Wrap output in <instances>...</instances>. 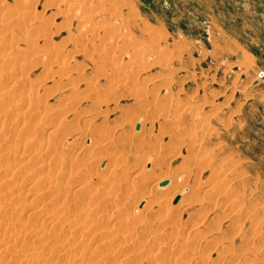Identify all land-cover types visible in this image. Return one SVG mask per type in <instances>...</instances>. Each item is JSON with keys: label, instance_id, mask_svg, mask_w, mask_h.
<instances>
[{"label": "rangeland", "instance_id": "obj_1", "mask_svg": "<svg viewBox=\"0 0 264 264\" xmlns=\"http://www.w3.org/2000/svg\"><path fill=\"white\" fill-rule=\"evenodd\" d=\"M101 1L103 2L101 4H105L106 2L107 4L111 5V7H109V5L106 4L107 9L105 10V15H104L105 17H103L104 19H106L104 23L105 25L111 24V21H113L114 19L113 13L116 14V17L122 19L124 23L116 25L113 32H115L116 34L126 32L135 39H137L138 43L141 44V42H143V45L145 42H149L150 40H152L153 42V37H154L155 38L154 40L160 43L158 44L155 41L156 44L158 45H153L150 48H153L151 49L152 52L156 53L157 55L159 54L162 57L157 62L156 61L147 62L146 63L147 67L144 64L143 65L145 67L144 70L140 72L141 74L138 73L139 74V75L137 74L138 76L136 75L138 81L136 78H131L129 80V84L131 83L132 85V82L135 83L137 82L136 84L140 83L143 86L145 85V87L148 90V92L146 93V98L148 99L147 104L141 105L136 100H134V98L128 96L129 91H132L133 87H131L132 89L130 88L125 89V92L127 91V93H124L123 89H119V87L113 88V86L116 85L115 82H117L116 81L117 79L114 78L115 80L114 81L112 79L113 77L112 78L110 77V79L106 78L107 79L106 80L105 78H103V76L99 75L102 73V71H100L101 72L100 73L99 71H96L95 68L94 69L92 68L93 64L90 61L91 58L89 59V57H91L93 54L90 55L89 54L85 55L83 53H81L82 55L80 54V56L83 58L82 59L83 64L81 63H79L80 65L78 64L81 67V69L80 68L79 69L81 70L80 72L82 74L86 75V76L84 75V79H88L89 81L91 80V82L93 83L90 84L91 82L88 83V81L86 80V83L88 85L90 84L89 86L91 89L95 85L94 87L95 90H100V91L102 90L103 92L104 89L106 90V87L107 89H109L108 88V86L110 85L109 81L111 83H114L113 86L111 87V89L113 88V92L109 95H104L103 98L105 100V101L103 100L104 103L102 101L97 102V100L100 101L102 99L101 97L102 94H100L101 98L99 97V94L95 95L97 98H95L94 95H93L94 97L91 95L92 96L91 101L95 99L94 101L96 102L97 107H93V106L91 107L89 104L90 101H86V99H84V102L83 103L80 102V104L74 109L75 112L78 110L80 111V112H76L77 115H79L78 122L80 121V125L89 123L87 122L89 120V117L95 115L96 114L95 111H97V109L99 108L103 113L109 116L108 119L110 121L112 119L113 122L116 123V125L113 122H110L109 124L110 126L115 125L116 129L113 128L114 129L113 131L115 132L116 135L119 134L120 132L119 130L122 128H124L126 131H128L130 128L128 132H131V134H133L132 133L133 127H134L133 132L134 131L137 132L139 126H142L144 124L143 126L145 128L144 132L146 131L147 134L145 133V135L143 134V136L141 135V137L145 136L144 138L150 139L149 145L145 144L142 146L138 144V138H134V139L132 138V140L130 139L131 141L128 140L125 142H121L117 140L115 143V145L118 144L116 146L117 148L114 147L115 145L113 146L114 148L113 147L111 148L109 146H108L109 148L104 147L103 155L104 154L106 155L104 156L105 158L102 157L103 159L101 163L100 162L96 163V161H94L91 164L89 163V159L88 161L84 159L85 163L88 162L87 166L89 167L87 169H90V165H91L92 166L91 168H94L96 170L97 169L103 170L104 173L106 171L105 174L106 176H104V173L102 174V176L107 177V173H108L107 172L108 170L106 168L107 166H104L103 163H106L108 160L107 165L111 164V159L112 162H115L119 160L118 159L119 155L122 154L123 156L124 153H126L124 155L125 158L123 157L124 160L121 158L119 161L120 163L122 162L121 160H123L122 164L127 163L126 165L124 164V167L125 166L127 167L126 169L127 175L123 174L125 176V179L124 177L122 178V181L124 180L123 185L121 181L120 186H118L120 189L118 187L114 188L117 189L118 192L115 193L116 192L115 190V192L110 195L111 197L109 196L108 198L105 199L106 204L108 202L110 203V204L108 203L107 205L105 204L106 205L105 212L108 213L110 211L111 214L113 213L114 215L112 216L114 218L113 221H116L117 219L120 220L119 222L121 226L118 224H115L114 226L113 221H111L112 223L111 222L107 224L105 223L106 225L109 224L108 226H106L105 224H103L104 222L102 221L103 219L102 220L100 219L102 221L101 222L100 220L97 219L96 215L95 216L91 215L90 217L91 219L95 217L93 219L97 220L96 224L99 225L98 223H100V226L103 227L106 226L105 229H113V228L115 229V227H118L120 229L124 228L122 230L123 232L125 229L130 228L131 227L130 225L133 222L135 223H133L132 227L134 228L136 226L137 229L134 228L135 230L134 231L132 230V232L131 229L130 230L127 229L128 231L125 230L126 232L125 231L123 232L125 234L121 232H117L118 230L121 231L118 228H116L118 229L116 231L117 233L113 229L112 232L114 231L115 233L114 235L117 236V240L112 244L113 246L110 245L111 248L108 247L107 250L109 251L110 249L112 252L116 250L117 253L115 254L116 251L113 253L109 251L110 252L109 253L106 249L105 250L103 249L102 253L105 254L107 253L106 255L104 254L105 257H108L110 254H112L111 255L112 260L110 259L111 264L116 261L117 262L114 264L120 263L121 261H122L121 264H127V262L125 263L123 260L131 256L134 258L137 257L139 260L137 259L138 261L136 260V262H134L135 260L133 259L132 260L133 263L130 260V263L128 262L129 264H134V263L138 264L137 262H140L142 259L144 260L141 261L139 264H150L151 262H149L150 261L149 258L151 254L156 258L159 255L160 256L163 255L161 256V258L160 256L158 258V259H162L163 261L161 260L159 261L158 259H156V263L152 262V264H158L159 262H165L166 260L168 261L172 260L173 262L177 261L176 264L178 263L179 264H200V263L217 264V261L218 264H236L237 262H238L237 264H239V262L240 264H246V261L248 264L250 262H251L250 264H253L254 262L255 264H260V263L264 264V78L261 79L258 76V72L264 70V0H101ZM86 2L87 4L88 3L91 4V6H88V10L94 8L96 9L97 6L96 4L98 3V0H88V1L86 0ZM43 3L44 2L42 1V4ZM40 6L37 5L36 6L37 9H39ZM54 17L49 18L51 20V21L49 20V22L55 21L57 23L59 21V17L57 16ZM104 19L101 18V20ZM97 23L98 21H96V24ZM62 24L63 25L66 24V26L63 27ZM72 26L75 30V26L74 25ZM59 27H61L60 31L61 30L68 31L70 29L68 27V22H66V20H64V22L61 23ZM108 33L112 34V31ZM60 34L61 36L56 39L57 41L61 37L63 38L65 36L64 32H61ZM150 37L152 38L150 39ZM104 41L109 42V39L106 34L104 37ZM102 46L101 48L104 49L105 45ZM114 47H113L114 51L113 49H109V50L106 49L105 53L108 52L109 54L108 53L107 54L111 56L112 52L113 55L116 52H119L120 55L118 54L119 55L117 57L118 60H120V57H122L121 58L122 61L125 60L126 52L130 54L137 53L136 50L131 51L129 47L126 48H124L123 46L122 48L118 47L117 43L114 45ZM100 52H104V51H100ZM84 64L87 65L88 67L84 66ZM28 71L30 76H28ZM45 75H47V71L44 69L41 70L40 68L32 69V70L28 69L26 73V77L28 76V79L30 78L31 81L36 84L38 82L40 84L41 82L44 83L42 78ZM134 76L132 75V77ZM39 77L41 79V82ZM145 77L148 78V81ZM33 79H35V81H33ZM132 79L136 81L134 80L132 81ZM156 79H158L161 83L160 85H158V87L153 86L154 81ZM111 80H113V82ZM143 80L144 83H142ZM82 82H83L82 80L80 81L78 80V82L76 83L81 84ZM39 83L37 85L35 84L36 85L35 87H37ZM89 86L87 87V89L89 88ZM152 87H156V90H153ZM84 89H86L85 86ZM83 91L85 94L81 95ZM89 91L91 90H88V92L86 90H81L80 93L81 92L82 93L81 94L79 93V95L85 97L84 95H86V93L91 94ZM150 91H153V93ZM114 92H116L117 94H114ZM107 98L111 102H108ZM59 99L60 97H57L55 100L53 99L49 100V104H51L52 102L51 107L53 108L51 109V107L49 106L50 108L48 113L45 114L41 113L42 115H44V116H40L41 118L43 117L42 120L44 122H41L40 119V123H37L38 126L41 127L39 132L40 134H42L39 135L38 133V136H40V138L44 137L43 140H45V138L51 139V135L49 133L50 128L53 125H55V123L59 122L60 117L62 116V115L58 116L60 112L67 109V107L69 108V106H67V102H69L68 100H65L66 102L64 103V100L59 101ZM57 103H59L58 105H62L63 107L58 106ZM114 106L116 107V109ZM50 109L51 111L53 110L52 113L50 112ZM58 110L61 111L59 112ZM172 115H174L173 122L168 125L163 124V126L161 127L160 122L167 117L173 118ZM131 123L133 126L131 125ZM93 127L94 125L93 124L90 125L89 123L88 129L92 130ZM135 127H137V129ZM70 128L66 130L65 133L66 134L65 136L66 137L69 136V137L67 138L64 137V139L61 138L59 140V142L62 141L60 142V144L58 142V144L61 145L59 146L58 149L61 148V151L63 150V152L61 153H64L63 160L65 159V161H67L68 159H70L67 162H71L70 166L67 165L69 163L64 162L62 171H65L67 168V171L69 172V170L70 171L73 170V167L71 166H74V164L78 163L79 168L78 170L76 168L75 169L77 171H79L80 169V171L83 172V176H81L82 178L81 177L80 178L77 177V178H79L80 181L81 179H83L81 182L85 183L84 187L85 188L87 187L86 192L90 188L95 190L94 193L92 192L90 193L88 191L90 196L89 194L87 195L89 196V198L93 200L92 201L91 199H89L91 200V202H88L89 201L88 200L87 201L88 204H92V202L103 203L104 201H101V199L100 201H98L96 195L99 196V194L98 193L95 194V192H99L97 191L98 187L99 190H102V188L106 187V185L108 186L110 183L107 182L106 184L104 183L106 182V179L104 181L101 180L99 177L96 178V176H94L92 179L94 183L93 186L91 185L92 182H89L87 179L86 181H84L83 169L84 167L86 168L87 166H84V162H78V161L79 159L83 160L82 156L85 155H87L86 156L87 159L89 157L88 155L89 153L87 154V152L89 151L91 154L92 151H90L91 149L90 147L89 149H87L89 146V145L87 146V143L85 145L87 148L81 144H79L80 145L79 146L76 143L78 141L77 138L83 136L81 134L82 131L80 132V130H78L76 125ZM84 131H86V125H84ZM162 131L164 133H162ZM176 138L177 139L182 138L184 140V142L180 144L181 147L179 145L180 148L176 146V144L178 143V142L176 143L177 141ZM191 138H193V141ZM66 141L67 142L69 141V143H67ZM196 144L198 146L199 145L201 146L199 151L195 149ZM190 145H192L191 147L192 150L194 151L191 150ZM66 147L69 149L67 150ZM70 147H72L73 150H70L72 149ZM176 147H178L179 149L176 150ZM187 147H189L188 151H187ZM201 149L203 150L202 152H200ZM204 149L206 150V152ZM111 150L113 151L111 152ZM84 151L86 152L84 153ZM195 151L196 154H194ZM68 153L69 154L72 153L71 154L72 156L70 158L69 157L67 158L66 156L68 155ZM48 154L50 156L51 153L48 152ZM200 154H203V156L202 155L200 156ZM195 155L196 158L199 159L203 157L205 158L207 157L205 163H207L208 165L203 167L204 165L203 162H200V164L198 165L196 161H193V163L189 164L190 166L188 165L186 171L180 169L181 168L180 162L183 163L182 162L183 160L190 158L192 160L195 158ZM44 157L45 155H41L40 159ZM9 158L10 159L14 158V160H16L15 163H17L18 165H20L21 162L22 164L26 162L25 160H23L24 157L9 156ZM74 158L77 160H75ZM72 161H73V165H71ZM66 165L69 167H66ZM70 167L72 169H69ZM45 171H48V169L44 170L43 172ZM163 174H167V175L164 176ZM216 175H218L219 178H222L224 175H226L224 179L225 183H223L224 181L219 182L218 180H216L215 179ZM22 176H23V169H20L18 170V173L14 175V180H17ZM161 177L167 179L165 185H161V184L158 185L157 179L159 180ZM230 178H232L233 181ZM63 179H67V178H63ZM98 179L99 181H97ZM178 179L181 182H183L182 188L178 192L179 194L177 193L176 189H173ZM229 180L232 182H230ZM101 181L102 183H100ZM29 182H31L30 178L27 179L23 184L17 185V187H15V189L22 191V194L19 196V198L16 197L14 201H18L19 199H21L23 203L19 205L16 210L11 209L12 211L14 210V212H6V214L9 215L11 213L12 214L14 213V215H18L19 217L24 218L27 216V214H31L32 211L35 210L34 208L36 205L42 203V200L45 198L44 195L39 197L36 201L32 202L33 204L31 203L30 205L23 206L25 200H30L31 198L34 197L33 194L35 190H32L31 192L30 190L27 191V187L30 184ZM64 182H66V180L62 181L61 184L62 189H64V187L66 186ZM88 182L91 185L89 186V188H88ZM126 183L127 185H125ZM172 183L174 185V187L172 185L173 188L171 187ZM212 184H214V187L213 189L210 190L209 187ZM217 184L218 186H216ZM219 184H221L223 187L221 185L219 186ZM68 185L71 186V188H74L76 183L74 182L72 183V181L70 180L68 182ZM95 186L97 187L94 189ZM123 186H126L127 188ZM135 188L137 189V191H135L136 190ZM164 188H166V190H164ZM132 189L135 190L132 192ZM158 189L160 192H158ZM162 189L163 191H161ZM170 190L172 191L175 190V191L171 192ZM166 192L167 193L171 192L170 194L172 195L174 194V197L170 199V204L172 205V210L174 214V215L172 214V216H174L175 219L177 218L178 219L175 220L173 219L174 217L172 218L171 216L172 218L171 220L172 221L174 220V222L176 221L175 223L177 224V229H178L177 233L182 237L186 238L187 235L190 233L191 225L196 224L195 226L200 229V236L198 237L201 238V236L203 237L204 235L206 236V238L205 237L203 238L204 241H202L203 240L202 238L198 239L197 237L198 241L200 242V243L198 242V244H200L201 247H199L200 249L196 251L200 255L204 253V255L200 257V259L202 257L205 259V257L208 256L207 259L209 258L210 260L205 259V261L202 263V261L198 259H194V257L190 256V254H185V253H182L184 255L179 259L178 256L180 253L178 254L177 250L181 248L180 245L181 243L178 244L179 246L175 245L177 248L180 247L176 251H175L176 247L172 244V247L169 248L172 250V253H170L167 250V248L165 249L166 250L165 252L164 246L161 245L162 250L165 253L161 252L164 254L159 253V255H157L158 254L157 253L156 256L154 254V252H157L156 249L154 250L151 249L150 250L151 252L149 251L148 253L146 252L148 256L146 254L144 256L145 251L142 250L143 251L142 252L139 245L136 244V240L137 243L140 242L138 240H141V242L143 241L147 242L145 241L146 239L144 240V238H147V240H149L150 237L152 238V234L150 232H152L153 230L155 233L159 231V229L157 230V228L154 226L157 223L156 218L158 217V214L154 212V210L157 209V206H155L157 205V203H153L151 204L152 206L150 205L148 207L147 205L151 200L150 196H153L155 194L156 196H158L156 200L162 199V197H164L165 195L169 198L170 196L167 195ZM79 193H81L82 195V192L76 191V194ZM162 193H164V196L162 195ZM113 194L115 195V197ZM177 194L178 196H176ZM93 195H95L96 198ZM159 195L160 196L162 195V197H159ZM92 197L95 198L96 201ZM180 197L185 199H190L194 201V203L202 205L203 209L200 212L195 211L193 209L184 211L185 208L184 206L186 201L185 200L178 201V198ZM230 197L234 199L237 198L238 200L236 202H233V199L232 200L229 199ZM114 201L116 204L114 203ZM116 201L121 202L120 203L121 205L119 204L120 207L117 205ZM112 202L115 204V206L114 204H111ZM56 205L57 204H54V206ZM81 205L84 206V202L81 203ZM116 207H119L118 208L119 210L118 209L115 210ZM76 208L82 210V208H79L78 204L77 206L71 205V207L69 208L70 209L69 212L71 214V211L73 210L72 216L76 215V213H79V212H75L78 211V209ZM257 212L259 213L257 214ZM37 213L41 215L40 212ZM34 215L38 217L36 214ZM120 215L122 216L119 217ZM124 215H128V216H125L124 218ZM122 217L125 220L126 218H128L126 221H128L130 224L126 222ZM139 217L145 219L147 217L148 219H146L145 221H149L150 219V223L147 222L150 224V226H152L151 231L149 230L150 231L148 234L149 238L146 237L147 235L145 236V234H143L142 232L139 233L140 230L139 223L141 222V221L139 222L140 220ZM257 218L259 220H257ZM151 221L153 222V224ZM41 222H43L42 225L44 227L50 225L49 219H41L38 223ZM121 222H123L125 225L122 224ZM136 222L138 223L136 224ZM127 223L129 226L128 225L126 226ZM251 228L253 229V232L251 231ZM255 229H257V231L259 230L260 233L257 232ZM155 230H157V232ZM201 231H202V235H201ZM63 232H64L63 234L66 235L67 230L66 231L64 230ZM93 233L95 232L89 230L85 231V229L82 226L76 229L77 235L72 237L70 242H72V246L75 247L76 252L82 253V257L76 259V261L73 264H76L77 262L81 261L83 258L86 259V257H90L92 259L91 261L94 260V263L98 259H100V257L94 258L97 256L92 255L94 254V252L99 253V250H97L96 252L95 249H93V245L97 240V237L91 238V236L93 237ZM126 233L131 234L134 237L126 236L127 235ZM135 233L136 235H134ZM250 233L251 234L258 233V234L253 236ZM34 235L35 233H28L26 235V239L28 241L32 240L34 238ZM78 235H84V239L82 240V242L79 241L80 237ZM141 235L145 237L143 238ZM243 235L245 236L247 235L246 236L247 239H251V237H253V239H251V241L250 240L246 241L245 239L246 237ZM250 235L251 237L248 238V236ZM67 236L68 235H66V237ZM125 236L126 238H128V240L125 238ZM137 236L138 239H136ZM212 237H213V241L210 242L212 243V245L207 242H206L207 244H204L205 239L207 240V238H212ZM73 238L76 239V240L74 239L76 241L75 243L74 240L72 241ZM123 238H125L127 241L125 240L124 242ZM216 240H218L217 244L215 242ZM219 240H221L222 243ZM251 242L253 243V245H255V247H253ZM73 243L74 244L77 243V245H73ZM132 244L135 248L137 246L139 250L138 249H137L138 251L135 250ZM116 245H119L117 246L118 248H115ZM207 245H209V249L207 248L208 247ZM168 246H171V244H169ZM202 248L205 251H203ZM227 248L229 251H225L227 250ZM231 248L232 250H230ZM132 249L135 251H133ZM45 250L47 251V254L50 253L48 252V249H44V251ZM173 250L175 253L177 252L176 260H175V256H173L176 255L173 252ZM140 251L143 253V255H140L142 254L140 253ZM13 252L16 251L12 249L3 256L2 264H13V262H15L19 258L17 252L14 255H12ZM134 252L135 253L137 252L136 255L137 254L140 255L142 256V258H139L140 256L135 257ZM180 252H182V250ZM102 253H99L101 257L103 256L101 255ZM166 253H169V255ZM205 253H207V255H205ZM224 253H226V255H224ZM113 254L115 257L113 256ZM165 254L167 256V257L165 256V258H168L169 256L170 258L166 260L165 258H162L164 257ZM56 256L57 255H52V259L55 261L58 260L60 262L63 260L62 262H64V259L62 258L55 259ZM122 256L124 257V259H122ZM8 257L12 261H8ZM119 257L121 258V260ZM171 257L173 259H171ZM177 258L178 260H180L179 262ZM249 258L250 260H248ZM146 259L148 260V262ZM254 259L256 261H254ZM157 261L159 262L157 263ZM171 262H169L168 264H170ZM48 263L49 261L46 262V264ZM171 264H175V263H171Z\"/></svg>", "mask_w": 264, "mask_h": 264}, {"label": "bare ground", "instance_id": "obj_2", "mask_svg": "<svg viewBox=\"0 0 264 264\" xmlns=\"http://www.w3.org/2000/svg\"><path fill=\"white\" fill-rule=\"evenodd\" d=\"M42 1L44 2L43 4H42ZM95 2H97V1H95ZM101 3H103V2L101 0H98V3L97 4L95 3L97 5L96 9L94 8V9L88 10V6H91V4L90 3L87 4L86 0H0V264H2V262H3V256L8 251H10L12 249H14V251H16L17 254L19 255V258L15 262H13V264H46V262H48V261H49L48 264H73L76 261V259L82 257V253L76 252L75 247L72 246V242H70V241H71L72 237L77 235L76 229L81 227V226L85 229V231L89 230V231L95 232V233H93V237L91 236V238L97 237V240H96L95 244L93 245V249H95L96 252H97V250H99V253H102L103 249L107 250V248L110 247V245H112L117 240V236L114 235L115 234L114 231L116 232L120 228H118V227H115V229L113 228L114 229L113 232H112L113 229H105L106 226L109 225V224L108 225H106V224L110 223L111 221L114 220V218L112 217V216H114L113 213L111 214L110 211L108 213L105 212V210H106L105 206L109 203L108 202L106 204L105 199L108 198L112 193H114L115 190H116L115 193L118 192L117 189H114V188L120 186V182L122 181V178L124 177V179H125L124 175L125 174L127 175V170H126L127 167L126 166L124 167L125 163L122 164V162L125 158L124 155L126 153H124L123 156H122V154L119 155V158L117 157L119 160H117L115 162H112V159H111V164H108L109 166L107 165L108 160L106 163H103L104 166H107L106 167L108 170L107 171L108 172L107 177H104V176H106L105 175L106 171L104 173L103 170H99V169L96 170L94 168H91L92 167L91 165H90V169H87L89 166H87L88 162L85 163V160L88 161V159H89V163H91V164L94 161H96V163H98V162L101 163L102 159L105 158L104 156L106 155V154L103 155L104 147L105 148H109V147L112 148L115 145L117 140L121 141V142H125L128 140L131 141L132 138L133 139L138 138V144L140 146H142L145 144L149 145L150 139L144 138L145 136L141 137V135L143 136V134L145 135V133H146V131L144 132V129H145L143 127L144 124L142 126H139V129H137V127H135L137 129V132H135V131L133 132L134 127H133V129L131 128L133 134H131V132H128L130 130V128L128 131H126L124 128H122L119 130L120 131L119 134L116 135L115 132L113 131L114 130L113 128H115L116 123H114L112 119L110 121L108 119L109 116L107 114L103 113L99 108L97 109V111H95L96 114L93 115L92 117H89V120L87 121L90 123V125L91 124L94 125L93 129L90 130V129H88L89 123L80 125V121L78 122V119H79L78 116L79 115H77V113H76V112H80V111L78 110L75 112L74 109L80 104V102L83 103L84 99H86V101H90L89 104L91 107L92 106L97 107L96 102L94 101L95 99L93 101H91L92 96L99 94V97H100V94H102V96H101L102 99L100 101L97 100V102H101V101L103 102L104 95L111 94L113 92L114 87L115 88L119 87V89H123L124 93H127V91L125 92V89H128V88L132 89L131 87H133V90L129 91L128 96L134 98V100H136L141 105L147 104L148 99L146 98V93L148 92V90L145 87V85L143 86L140 83L136 84L137 82L136 83L132 82V85H131V83L129 84V80L131 78H136V75L144 70V68H145L143 66L144 64L146 66L147 65L146 63L149 61L150 62H153V61L157 62L162 57L159 54L157 55L156 53L152 52L151 49H153V48H150L153 45H158L160 43V42L154 40L155 39L154 37H153V42H152V40H150V41L148 40L149 42L144 41L145 43L143 45V42H141V44L138 43L137 39H135L134 37H132L130 34H128L126 32L119 33V34H116L115 32H113L116 25L124 23V21L122 19L116 17V14L113 13L114 19H113V21H111V24L105 25L104 23H105L106 19H104L103 17H105L104 15H105V10L107 9L106 8L107 3L106 2H105V4H101ZM37 5H39V6L41 5L39 9H37V7H36ZM107 5H109V4H107ZM109 7H111V5H109ZM54 16L59 17V21L57 23L55 21L49 22V20H50L49 18H51V17L53 18ZM101 18L104 20H101ZM64 20H66V22H68V27L70 28L68 31H63V30L60 31L62 26L63 27L66 26V24H64V25L62 24V26L59 27L61 25V23L64 22ZM96 21H98V23L99 22L102 23L103 21L104 22L102 24H100V23L96 24ZM72 25L75 26V30H74ZM68 27H67V29H68ZM110 31H112V34L110 33L111 35L108 33ZM61 32H64L65 36L63 38L61 37L57 41L56 39L61 36V34H60ZM105 34L107 35L109 42L104 41ZM151 38L152 37H150V39ZM155 41L158 44H156ZM114 43L115 44L117 43L118 47H121V48L123 46L124 48L129 47L131 49V51L136 50L137 53L136 54H130V53L124 52L126 59L122 61L121 60L122 57H120V60H121L120 61L117 59V57L120 55L119 52H116L117 54L115 53L114 55L112 52L111 56L108 55L109 54L108 52H107L108 54L105 53L106 49H108V50L113 49V47L115 45ZM101 44L105 45V48H104L105 50L103 48H101V46H102ZM102 47H104V46H102ZM156 48H157V46H156ZM100 51H104V52H100ZM113 51H114V49H113ZM81 53H83L85 55L93 54L91 57H89V59L91 58L90 61L93 64L92 68L93 69L95 68L96 71H99V72L102 71V73L100 72L101 74H99V75L103 76V78H105V79L106 78L110 79V77L111 78L113 77L112 79L114 80V78H116L117 79L116 80L117 82H115L116 85L113 86L114 83H111L109 81V83H110V85L108 86L109 89H107V87H106V90L104 89L105 92L104 91L102 92V90L101 91L95 90V88H94L95 85H94V87L91 86L93 89L92 90L89 85L93 84V83L91 82V80L89 81L88 79H84L85 74H82L80 72L81 67L79 66L80 65L79 63L83 64V60H82L83 58L80 56ZM121 53H122V50H121ZM84 66H87V65L84 64ZM37 68H40L41 70L42 69L46 70L48 76L45 75L42 78L44 83L41 82V79L39 77L41 84L38 82L39 85L37 87H35L38 83L36 84V83L32 82L30 78L28 79V76H30L29 71H28L27 77H26V73H27L28 69L32 70V69H37ZM23 74H25V75H23ZM134 74H135V76H134ZM132 75L134 77H132ZM85 78H87V77H85ZM96 78H98V77H96ZM96 78H95V80H96ZM145 78L148 81V78L147 77H145ZM78 80L79 81L82 80L83 82L81 84H78V83H76V82H78ZM86 80L88 81V83L89 82H91V83L88 85L86 83ZM113 80H111V81L113 82ZM133 80L134 79H132V81ZM144 80H143V82L142 81L141 82L144 83ZM33 81H35V79H33ZM134 81H136V80H134ZM137 81H138V79H137ZM160 84H161L160 81L158 79H156L154 81L153 86L158 87V85H160ZM87 85L89 86L90 89L89 88L87 89V87H88ZM84 86L86 89H84ZM112 86H113V88L111 89ZM156 87H152V89L156 90ZM81 90H86L87 92H88V90H91L92 92L89 91L91 94L86 93L87 96L84 95L85 97H83L81 95H83L85 93L83 91V93L81 92L82 93L81 94L80 93ZM115 91H116V89H115ZM150 92L153 93V91H150ZM79 93L81 95H79ZM114 94H117V93L114 92ZM89 95L90 96L92 95V96L90 97ZM88 96L90 99L88 98ZM57 97H60L59 101L64 100V103L66 102L65 100H68L69 102H67V106H69V108L68 107H67V109L64 108L65 110L64 111L60 110L61 112L58 110L60 112V114L58 116H61V115L62 116L60 117L59 122L55 123V125H53L50 128L49 133L51 135V139L45 138V140H43L44 137L40 138V136H38V133H39V135H42V134H40V132H39L41 127L38 126L37 123H40V119H41V122H44L42 120L43 117L41 118L40 116H44V115H42L43 113L44 114L48 113L49 108L51 107V104H52V102H51V104H49V100H52V99L55 100ZM107 97H109V96H107ZM95 98H97V97L95 96ZM116 99H118V98H116ZM107 100H108V102H111V101H109L108 98H107ZM58 104L59 103H57V105ZM134 104H135V101H134ZM63 105H65V104H63ZM58 106H62V105H58ZM57 107H54V108H57ZM52 108L53 107H51V109ZM106 108H109V107H106ZM51 109H50V112L52 113L53 110L51 111ZM115 109H116V107H115ZM21 110H23V111H21ZM91 110H94V109H91ZM51 113H49V114H51ZM49 114H48V116H49ZM53 114H52V116H53ZM57 114H58V112H57ZM172 116H173V118L167 117L164 120H162L160 122L161 127L163 126V124L168 125V124L172 123L174 120V115H172ZM110 122H113L115 125L110 126L109 125ZM84 123H86V122H84ZM75 125L77 126L78 130H80V132L82 131L81 134L83 135V136L79 135L81 137L77 138L78 141L76 140L77 141L76 143L78 145L81 144L83 146H85L87 143V146L88 145L89 146H88V148L86 146L85 147L87 149H89V147L92 149V150L90 149V151H92L91 154L87 150L88 151L87 154L89 153L88 154L89 157L87 159H86L87 155L82 156L83 160L78 158L79 159L78 162H84V166H87L86 168L84 167V169H83L84 170V181H86V179H87L89 182H92L91 185L93 186L94 183H93L92 179L94 176H96V178L99 177L101 180H104V181L106 179V182H104V183H106V184H107V182L110 183L108 186L105 184L106 187L102 188V190H99V187H98L97 191H99V192L101 191L100 193L95 192V194L96 193L99 194V196L96 195L98 201H100V199H101V201H104L103 202L104 204L100 203V202H95V203L92 202V204H88V202H91V200H92L91 198H89V196H90L89 192L94 193L95 190L90 188L86 192L87 187L85 188L84 187L85 183L81 182L83 179H81V181L79 179L81 176H83V172L80 171V169H79V171H77L79 168L78 163H76L78 165V167L76 164H74V166L76 165L75 167L71 166V167H73V170H71V171L69 170V172H68L67 168H66V170L64 169L65 171H62L64 162L69 163V164H67L69 166H70L71 162H67L70 159H68L67 161H65V159L63 160L64 153H61V152H63V150L61 151V148L58 149L59 146H61V145H59L60 142H62V141L59 142V140L61 138L64 139V137L65 138L69 137V136H67V137L65 136L66 130H68L70 127H74ZM84 125H86V131H84ZM131 125H132V123H131ZM162 133H164V132L162 131ZM75 134H76V132H75ZM67 135H68V132H67ZM188 139H190V138H188ZM191 139L193 141V138H191ZM176 140H177L176 143L178 142L176 144V146H178V147L182 142H184V140L182 138H178V139L176 138ZM194 140H195V138H194ZM58 142H59V144H58ZM66 142H64V143H66ZM67 143H69V141ZM117 145H115L114 147H116ZM194 145H195V143H194ZM191 146L192 145H190V147ZM178 147H176V150H178L181 147V145L179 148ZM70 148H72V147H70ZM116 148H115V150H116ZM200 148H201V146L200 145L198 146L196 144L195 149H197L199 151ZM63 149H64V147H63ZM66 149L68 150L69 148L66 147ZM188 149H189V147H187V151H188ZM70 150H73V148ZM191 150H192V147H191ZM112 151L113 150H111V152ZM192 151H194V150H192ZM202 151L203 150L201 149L200 152H202ZM48 152L51 153L50 156H49ZM85 152L86 151H84V153ZM205 152H206V150H205ZM65 154H67V153H65ZM71 154L68 153V155H70V156L66 155L67 158L68 157L70 158L72 156ZM190 154H189V156H190ZM194 154H196V151ZM41 155H45V157L40 159ZM201 155L203 156V154H200V156ZM9 156L24 157L23 160H25L26 162L23 164L21 162V164L18 165L17 163H15L16 160H14V158L10 159ZM121 158L123 160H121L122 162L119 163ZM126 158H127V156H126ZM206 158L203 157V158L199 159V158H196V155H195V158L192 160H191V158L183 160L182 161L183 163L180 162V164H181L180 169L186 171L188 168V165L193 163V161H196V163L198 165L200 164V162H203L204 163L203 167H205L206 165H208L207 163H205ZM75 160H77V159H75ZM73 161H72L71 165H73ZM124 162H126V161H124ZM80 164H82V163H80ZM67 165H66V167H69ZM71 167L69 169H72ZM82 167H83V165H82ZM82 167H80V168H82ZM20 169H23V176L21 178H18L17 180H14V175L17 174L18 170H20ZM46 169H48V171L43 172ZM74 169L76 170V172ZM123 171H124V173H123ZM103 173H104V176H102ZM163 175L165 176L167 174H163ZM160 176H161V174H160ZM160 176H158V177H160ZM77 177H79V178H77ZM162 177L159 180L156 178L158 181V185H160L162 182L167 180L166 178H162ZM216 177H215L216 180H218L219 182H221V181L223 182L226 175H224L222 178H219L218 175H216ZM29 178L31 179V182H29L30 184L27 187V191L30 190V192H31L32 190H35L34 194H33L34 197L31 198L30 200H25L23 206L30 205L32 202L36 201L39 197L44 195L45 198L42 200V203L36 205L34 208L35 210H33L31 214H27V216L24 218H21L18 215H14V213L13 214L11 213L9 215L6 214V212H14V210L12 211L11 209L16 210L17 207L23 203V201L21 199H19L18 201H14V199L16 197L19 198V196L22 194V191L15 189V187H17V185L23 184ZM63 178H67V179H63ZM230 179H232V178H230ZM63 180H66V182H64V184H66V186L64 185L65 186L64 189L61 188V184H62ZM70 180L72 181V183L73 182L76 183L74 188H71V186L68 185V182ZM97 181H99V179ZM123 181H122V185H123ZM232 181H233V179H232ZM232 181H230V182H232ZM89 182H88V188H89V186H91L89 184ZM100 183H102V181ZM223 183H225V181ZM86 185H87V183H86ZM125 185H127V183ZM172 185H173V183L171 184V187H172ZM182 185H183V182H181L178 179L175 183L176 188L174 187V185H173L174 188L173 187L172 188L176 189V191L178 193L181 190ZM220 185L221 184H219V186ZM103 186H100V187H103ZM216 186H218V184ZM96 187L97 186H95L94 189ZM123 187H126V186H123ZM130 187H131V185H130ZM213 187H214V184H212L209 187L210 190L213 189ZM220 189H222V188H220ZM134 190L132 189V192ZM164 190H166V188H164ZM76 191L82 192V195H81V193L76 194ZM135 191H137V189ZM161 191H163V189ZM170 191L174 192L175 190L174 191L170 190ZM119 192H121V191H119ZM158 192H160L159 189H158ZM170 193H167V195L170 196L169 198L166 195H165L166 196V198H165L164 193H162V195L164 197H162V195L161 196L159 195V197H162V199H158V200H156V198H158V196H156L157 192L155 195L150 196L151 200L148 203L147 207L153 203H157V205H155V206H157V209L154 210V212L156 214H158V217L157 218L155 217L157 220V223L154 226L157 228V230L159 229V231L161 229V231L157 232V230H155L157 232V233H155L153 230L152 232H150L151 227H152L149 224L150 219H149V221H145L146 219H148L147 217H146V219L139 217V219H140L139 222L141 221L139 223V229H140L139 233L142 232L143 234H145V236L147 235L146 237H148V234L150 232L152 234V238L150 237V239L147 240V238H144L145 236L141 235L144 238V240L146 239L145 241H147V242H144V241L141 242V240H138L140 242L137 243V240H136V239H138V236H137V238L135 239L136 244L139 245V247L141 248V251L142 250L145 251L144 256H145L146 252L147 253H148V251L151 252L150 251L151 249H153V250L156 249L157 252H154V254L156 256L157 253H158L157 255H159V253L164 254L166 252V250H165L166 248L170 253H172V250L169 249L172 247V244L175 246V245H178L181 243L180 244L181 248L178 247L180 249H178L176 246H175L176 249L174 248L175 251L178 249L177 250L178 254L180 253L178 256L179 259L181 257H183L184 254H182V253H185V254H190L191 257H194V259H198V260L202 261V263H203L205 261V259H207L208 256H206L205 259L203 257L200 259V257L203 256L204 253H202V255H200L196 251V250L200 249L199 247H201V245L198 244V242H199L198 239L200 238V237H198V236H200V229L195 226L196 224L191 225V230H190V233L188 234L189 236L187 235L186 238L182 237L181 235H179L177 233L178 229H177V224L175 223L176 221L174 222V220L173 221L171 220L174 216H172L173 210H172V205L170 204V199H172L174 197V194L172 195ZM87 194H89V196ZM178 194L176 196H178ZM93 196L95 197V195H93ZM114 197H115V195H114ZM118 197H119V195H118ZM95 198H93V199L95 200ZM89 199H91V200H89ZM229 199L230 200L233 199V202H236L238 200L237 198L234 199L232 197H230ZM180 200L186 201L185 206H184L185 207L184 211L189 210V209H193L195 211L200 212L203 209L202 205L196 204V203H194V201H192L190 199H185V198L180 197V198H178V201H180ZM82 201L84 202V206L81 205V203H83ZM85 202H87V203H85ZM114 203H115V201H114ZM114 203L112 202L111 204H114ZM120 203L121 202H117V205L119 207L121 205ZM54 204H57V205L54 206ZM77 204H78L79 208H82V210L80 209L81 210V212H80V210L78 208H76V209H78V211H75V212H79V213H76V215L72 216V211L74 209L72 208L73 210L71 211V214H70L69 208L71 207V205L77 206ZM115 204H114V206H115ZM81 206H83V207H81ZM114 206H113V208H114ZM119 207H116L115 210L118 209ZM37 212H40L41 215ZM258 213L259 212H257V214ZM34 214H36L38 217H36ZM108 214H111V215H108ZM91 215H94V216L96 215L98 220L103 219L102 220V221H104L103 224L106 223L105 224L106 226L105 227L100 226V223H98L99 225H97L96 224L97 220L93 219L95 217H93L92 218L93 220H92L90 217ZM121 216L122 215H120L119 217H121ZM125 216H128V215H124V218H125ZM171 216H172V218H171ZM122 218H119V219H122ZM41 219H49L50 225L47 227L46 226L44 227L42 225L43 222L38 223ZM127 219L128 218H126V220ZM173 219H175V217ZM177 219H175V220H177ZM117 220L113 221L114 226H115V224L120 225V222H119L120 220H118V221ZM257 220H259V219L257 218ZM125 221H124V223H125ZM126 222H128V221H126ZM147 222H149V223H147ZM121 223L124 224L123 222H121ZM128 223L126 224V226L128 225ZM133 223H135V222H133ZM133 223L130 225L131 226L130 228H127L128 230L131 229V232H132V230L133 231L135 230L134 228H136V226L134 228L132 227ZM137 223L138 222H136V224ZM152 224H153V222H152ZM116 228H118V229H116ZM123 229L124 228H121L120 229L121 231L118 230L117 232L123 233L125 230L128 231L127 229H125L122 232ZM64 230L65 231L67 230V233H68V234L66 233V235H68L67 237L65 234H63ZM68 230H69V232H68ZM255 230L257 231V229H255ZM251 231L253 232L252 228H251ZM257 232L260 233L259 230ZM28 233H35L34 238L32 240L28 241L26 239V235ZM123 234H125V233H123ZM246 234H247V232H246ZM257 234L252 233L251 235L254 236ZM134 235H136V233ZM201 235H202V231H201ZM251 235L248 236V238H250ZM78 236L80 237V238L78 237L79 241L82 242V240L84 239V235H78ZM126 236L134 237L131 234H127ZM126 236H125V238H126ZM243 236H245V235H243ZM197 237H198V239H197ZM204 237L206 238L205 235H204ZM204 237L201 236L202 239ZM75 238H73L72 241ZM125 238H123L124 242L126 239L128 240V238H126V239ZM223 239H225V238H223ZM245 239H246V241L247 240L251 241V239H253V237H251V239H247V237H246ZM75 240H74V243L76 242ZM129 240H130V238H129ZM221 240H219V241L222 243ZM196 241H197V243H196ZM202 241H204V239ZM211 241H213V237L207 238V240L205 239L204 244L210 243ZM217 241L218 240L215 241L216 244L218 243ZM250 241H248V242H250ZM124 242H122V243H124ZM215 242H214V244H215ZM74 243H73V245H77V243L76 244H74ZM122 243H121V245H122ZM160 243H162V244H160ZM243 243H245V242H243ZM127 244H128V242H127ZM133 244H132V246H133ZM169 244H171V246H168ZM210 244L212 245V243H210ZM85 245H87V244H85ZM161 245L164 246L165 252L162 250ZM252 245H253V243H252ZM117 246H119V245H116L115 248H118ZM183 246H185V247H183ZM207 246H208L207 248L209 249V245H207ZM205 247H204V249H205ZM232 247H233V245H232ZM253 247H255V245H253ZM228 248H227V250H225V249L224 250L229 251ZM44 249H48V252H50V253L47 254V251L45 250L46 251L45 252ZM112 249H114V248H112ZM137 249L138 248L136 246L135 250H137ZM135 250H133V251H135ZM181 250H182V252H180ZM183 250H185V251H183ZM202 250H203V248H202ZM230 250H232V248ZM245 250H247V249H245ZM245 250H242V251H245ZM109 251H111V250L109 249ZM115 251H113V252H115ZM131 251H129V252H131ZM141 251H140V253L143 252V251L142 252ZM203 251H205V250H203ZM203 251H201V252H203ZM16 252H13L12 255H14ZM129 252H127V253H129ZM161 252H164V253H161ZM173 252H174V250H173ZM99 253L94 252V254H92L93 256L94 255L97 256L94 258L100 257V259H98L95 263H94V260L91 261L92 259L90 257H86V259L83 258L81 261L77 262L76 264H111L110 259L112 260V258H111L112 254H110L108 257H105L104 256L105 253H102L101 255H103L104 257L103 256L101 257ZM116 253H117V251L115 252V254ZM136 253L134 254L135 257L143 255V253L142 254L139 253L140 255H138V254L136 255ZM231 253H232V251H231ZM131 254H128V255H131ZM166 254L169 255V253H166ZM166 254L162 258H165ZM52 255H57L55 257V259L56 258L64 259V262H62L63 260L61 262L58 260H56V261L53 260ZM146 255L148 256V254H146ZM205 255H207V253H205ZM224 255H226V253H224ZM113 256H114V254H113ZM159 256L156 258L151 254V256L149 258L150 259L149 262H151L150 264H152V262L156 263V259H158ZM161 256H163V255H161ZM161 256H160V258H161ZM173 256H175V260H176L177 254L173 255ZM139 258H142V256H140ZM168 258H170V256ZM168 258H165V260ZM122 259H124L123 256H122ZM133 259L135 260L134 262H136V260L138 258L137 257L134 258L131 256V257L125 258L123 261L125 263L127 262V264H129L130 260L133 263V261H132ZM171 259H173V258L171 257ZM120 260H121V258H120ZM143 260L144 259H142L141 261H143ZM158 260L163 261L162 259H158ZM177 260H178V258H177ZM248 260H250V258ZM8 261H12V260H10V258L8 257ZM159 261H157V263ZM166 261L165 262H159L158 264H168L172 260L171 261L166 260ZM179 261L180 260H178V262ZM254 261H256V260L254 259ZM116 262H114V263H116ZM121 262L117 263V264H121ZM140 262H137V263L139 264ZM147 262H148V260H147ZM211 262H212V260H211ZM215 262H213V263H215ZM248 262H250V261H248ZM114 263H112V264H114ZM171 263L176 264L177 261H175V262L172 261ZM232 263H234V262H232ZM205 264H207V263H205ZM217 264H218V261H217ZM239 264H240V262H239ZM246 264H248L247 261H246ZM253 264H255V262Z\"/></svg>", "mask_w": 264, "mask_h": 264}, {"label": "built area", "instance_id": "obj_3", "mask_svg": "<svg viewBox=\"0 0 264 264\" xmlns=\"http://www.w3.org/2000/svg\"><path fill=\"white\" fill-rule=\"evenodd\" d=\"M258 76L263 79L264 78V70L258 72Z\"/></svg>", "mask_w": 264, "mask_h": 264}, {"label": "water", "instance_id": "obj_4", "mask_svg": "<svg viewBox=\"0 0 264 264\" xmlns=\"http://www.w3.org/2000/svg\"><path fill=\"white\" fill-rule=\"evenodd\" d=\"M166 184V181H164L163 183H161V185H165Z\"/></svg>", "mask_w": 264, "mask_h": 264}]
</instances>
